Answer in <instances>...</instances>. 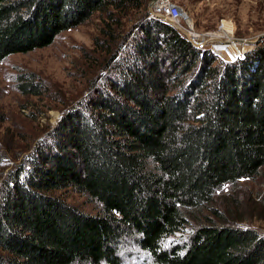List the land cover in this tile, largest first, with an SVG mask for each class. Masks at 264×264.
<instances>
[{"label":"trees","instance_id":"trees-1","mask_svg":"<svg viewBox=\"0 0 264 264\" xmlns=\"http://www.w3.org/2000/svg\"><path fill=\"white\" fill-rule=\"evenodd\" d=\"M151 1L0 0V61L104 21L92 91L16 168L0 167V264H122L127 241L153 264H264V234L242 224L255 204L217 203L264 174V39L222 59L150 16ZM18 78L41 94L42 82ZM68 188L98 211L55 193Z\"/></svg>","mask_w":264,"mask_h":264},{"label":"rangeland","instance_id":"rangeland-1","mask_svg":"<svg viewBox=\"0 0 264 264\" xmlns=\"http://www.w3.org/2000/svg\"><path fill=\"white\" fill-rule=\"evenodd\" d=\"M152 1L148 5L149 10ZM172 2L186 13L181 20L182 24L188 28L189 20L195 31L204 34L208 38L204 48H208L216 56L219 55L212 50L213 47L233 50L227 41L230 38L228 35L239 43L240 50L246 51L253 50L264 39V0ZM129 18H124L123 21L130 28L132 23ZM103 24L102 15L96 13L85 23L61 32L51 45L28 53H16L0 61V154L8 157L0 167L6 173L16 168L23 157L31 152L34 143L46 137L66 110L76 106L92 91L89 90L90 81L104 63V57L100 58V53L94 52V40ZM224 28L230 33L218 36L223 41L213 39ZM244 40L246 41L243 42ZM21 74H26L27 80L34 78L35 82H42L41 94H23L18 86ZM31 74L35 76L32 77ZM106 74V71H100L97 80L102 81ZM10 145L14 147L13 153L7 148ZM235 187L231 188V192L226 187L217 203L220 204V197L229 198L234 195L239 200V210L248 212L255 204L258 208L255 217L248 218L242 224L257 228L264 234V174L255 180H241ZM55 193L87 213L94 214L99 209L94 200L71 188ZM241 202L244 206H241ZM188 233L189 229L184 235L187 236ZM181 235L182 233L175 237L176 241H179ZM175 239L168 240L166 246ZM119 256L122 264H153L152 259L133 241L125 243L124 251L120 250Z\"/></svg>","mask_w":264,"mask_h":264},{"label":"built area","instance_id":"built-area-1","mask_svg":"<svg viewBox=\"0 0 264 264\" xmlns=\"http://www.w3.org/2000/svg\"><path fill=\"white\" fill-rule=\"evenodd\" d=\"M150 11H151V16H153L154 18H160L168 23L169 21H171L172 25L176 27L181 33H183L197 48H204L205 46H207L208 38L204 34L195 31L193 29L192 24L189 23V20H188V28L182 24L181 20H183L184 18V12L177 4L172 2V0H153L152 3L150 4ZM213 39L223 41L221 38L219 39L213 38ZM227 41L230 42L229 39ZM245 41L246 40H244L243 42ZM240 49L241 47L238 49L233 48V50H226V51L225 49H222L227 53L228 56L227 58H225L221 54L220 52L221 49L219 50L218 48L213 47L212 50H214L215 53L219 55V57L225 60L235 61L237 59H244L246 53L249 52Z\"/></svg>","mask_w":264,"mask_h":264},{"label":"bare ground","instance_id":"bare-ground-1","mask_svg":"<svg viewBox=\"0 0 264 264\" xmlns=\"http://www.w3.org/2000/svg\"><path fill=\"white\" fill-rule=\"evenodd\" d=\"M225 32H229V31H226V29L224 28L221 32L216 33L215 35H216V37L219 39L220 37H218V36L222 35V33L226 34ZM229 33H230V32H229ZM228 37H230V38H229V41H230V47H231V48H234L233 45H235V49L240 48L239 43H236V40H235L232 36H229V35H228ZM239 51H240V50H239ZM220 52H221V54H222L225 58L228 57V56H227V53H226L225 51L221 50Z\"/></svg>","mask_w":264,"mask_h":264},{"label":"water","instance_id":"water-1","mask_svg":"<svg viewBox=\"0 0 264 264\" xmlns=\"http://www.w3.org/2000/svg\"><path fill=\"white\" fill-rule=\"evenodd\" d=\"M184 14H186V13H184ZM169 23H170V24H172V22H171V21H169Z\"/></svg>","mask_w":264,"mask_h":264}]
</instances>
